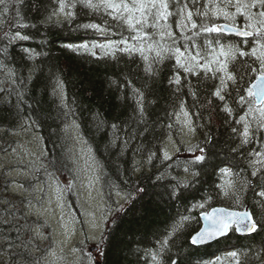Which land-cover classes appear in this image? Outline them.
Masks as SVG:
<instances>
[{
    "label": "trees",
    "instance_id": "trees-1",
    "mask_svg": "<svg viewBox=\"0 0 264 264\" xmlns=\"http://www.w3.org/2000/svg\"><path fill=\"white\" fill-rule=\"evenodd\" d=\"M14 2L10 0V3ZM18 6L22 22L29 25L21 31L30 39L9 45L6 39L0 38V50L7 47V53L0 54V64L14 73L6 79L3 68L0 70V81L4 80L0 84V131H15L22 121H32L44 139L47 168L69 176L73 172V161L65 125L70 118L76 120L102 166V187L113 207L99 242L97 257L100 264H153L150 254L160 249L159 242L166 238L170 244L162 253L163 264H168V257L177 264H236L237 260L240 264H264V202L258 195L264 179L259 174L251 175L254 169L250 163L254 159L251 152L260 148L261 140L258 134L252 143L242 146L241 138L232 132L233 127H241L234 123L237 114L243 115L247 111L246 108L241 111L233 102L234 86L228 89L232 95L224 102L211 94L218 80L191 77L192 91L196 94H190L187 86L177 92L175 86L168 84L173 62L166 61L158 74L149 78L143 68L138 67V57L133 63L126 54L117 53L113 59L110 52L91 48L90 44L99 38L118 39L120 35L117 32L114 37H105L77 27L89 22L103 23L108 18L102 13L77 5L73 9L77 15L72 23H68L65 19H47L58 6L57 0H23ZM14 15L15 9H10L9 17ZM11 22L0 25V37ZM232 38L239 39L234 35ZM85 43L89 45L87 50L79 47ZM25 48L38 55L28 59L23 51ZM232 67L230 65V69ZM234 68L243 74L244 68L240 64ZM126 80L132 81V85L125 84ZM133 87L145 93L143 124L139 123L138 113L134 111ZM180 101H184L194 119L198 132L196 142L188 150L190 156H184L186 150L182 149V158L164 160L162 149L166 139L179 128L176 111ZM225 103L233 109L232 116L223 111ZM112 124H116L117 129H113ZM129 131L135 138L125 147L120 141ZM117 137L120 147L112 145ZM198 147H204L209 157L200 182L185 191L184 199L169 198L167 192L172 184L191 179L190 174L188 179H183L181 171L186 162L199 154ZM234 148L242 154L232 151ZM151 153H156L157 158L149 166L136 169V161L141 159L149 163ZM222 168L232 169L238 187L241 181H249L239 193V203L220 193L221 186L226 184V176L220 171ZM161 172L164 178L157 181ZM6 181L0 182V209L10 214L18 211L23 218L22 226L26 228L25 224L31 225V218L25 214L26 197L11 191ZM138 187L147 188L149 195L137 198L135 189ZM116 191L127 197L122 205L116 203ZM129 194L133 199L129 200ZM204 198H208L206 209L226 204L238 209L249 207L257 221V231L246 236L232 231L229 236L208 245L191 244V235L201 227V210L192 205L204 202ZM121 206L123 210H118ZM185 216L191 219L172 234ZM19 227L14 221L0 222V264H7V257L16 259L27 255L26 251L16 247L20 241L18 235L22 233L18 231ZM233 251L238 253L235 258L229 255Z\"/></svg>",
    "mask_w": 264,
    "mask_h": 264
},
{
    "label": "snow or ice",
    "instance_id": "snow-or-ice-1",
    "mask_svg": "<svg viewBox=\"0 0 264 264\" xmlns=\"http://www.w3.org/2000/svg\"><path fill=\"white\" fill-rule=\"evenodd\" d=\"M22 4L23 0H15L14 3L0 0V17L4 18L0 20V24L12 21L3 37H0L6 39L9 45L15 41L30 39L29 35L21 31L29 27L22 22L18 6ZM57 5L47 17L49 21L62 14L68 23H72L77 15L73 9L77 5L91 9L94 13H102L108 18L103 23L89 22L78 24L77 27L92 30L105 37H114L117 32L120 35L118 39L93 43L91 48L108 50L113 59L117 53L126 54L133 63L137 62L135 58L138 57V67H142L149 78H154L166 61L173 62L168 84L175 86L177 92L187 86L190 94H196L192 91L189 80L191 77L218 80L219 83L214 86L211 94L224 102L232 95L228 89L234 86L236 95L233 102L241 111L245 108L247 111L243 115L237 114L238 119L234 123L241 127H233L232 132L241 138L242 146L252 143L259 134L260 148L251 152L254 157L250 160L254 169L251 175L259 174L264 179V0H57ZM10 9H15L12 17H9ZM125 32L128 33L127 36L124 35ZM233 35L239 39L233 40ZM79 47L87 50L89 45L85 43ZM23 51L28 59L38 55L29 48ZM6 53L7 47L0 50V54ZM92 55L95 56L96 53L93 51ZM237 63L244 68L243 74L235 71L234 66ZM230 65L233 66L231 69ZM3 67L6 66L0 64V68ZM9 73L14 74L10 69ZM241 81H244V86H241ZM125 84L132 85V81L126 80ZM132 92L136 102L134 111L138 113L139 123L143 124L145 93L135 87ZM179 109L185 122L191 124L190 113L186 110L184 101H180ZM223 111L227 116L233 115V109L227 103L224 104ZM180 113L176 114L178 119ZM111 127L117 129L116 124ZM190 131H195V128L190 127ZM134 138L129 131L120 143L127 147ZM118 140L119 137L114 139L112 145L120 147ZM198 151L199 154L194 155L183 168L185 173L190 174L191 179L186 182L176 181L175 184L169 181L172 184L171 190L167 192L169 198L184 199L185 191L200 182L199 178L209 157L204 147H198ZM232 151L242 154L241 150L235 148ZM154 158H157L156 153L149 154L148 162L151 163ZM164 159L171 160L172 157L165 153ZM220 171L224 176L236 175L230 168H222ZM163 178L164 173L161 172L157 181ZM248 183L247 180L241 181L238 187L235 182L228 180L221 186L220 193L239 203V193L244 191V186ZM135 192L140 199L149 195V190L145 187H138ZM258 195L264 202V185ZM131 199L133 197L129 194V200ZM207 199L192 205L193 208L201 210L205 225L191 235V244L200 245L226 237L232 231L248 234L257 231V221L249 211L237 212L224 208H211L208 211L205 207ZM118 210H123L122 206ZM189 219L191 217H182L172 234ZM159 243L160 249L150 254L153 264H163L162 253L169 246L170 240L166 238ZM229 255L235 258L238 253L233 251ZM168 264H177V261L168 257ZM236 264H240L239 260Z\"/></svg>",
    "mask_w": 264,
    "mask_h": 264
},
{
    "label": "rangeland",
    "instance_id": "rangeland-1",
    "mask_svg": "<svg viewBox=\"0 0 264 264\" xmlns=\"http://www.w3.org/2000/svg\"><path fill=\"white\" fill-rule=\"evenodd\" d=\"M57 19L61 18L58 16ZM105 41L99 38L95 43ZM93 50H98V47ZM2 74L6 79L12 76L5 67ZM26 122L22 121L15 131H0V182L7 180L11 191L26 196L25 214L31 218V225L25 224V228L18 211L10 214L0 209V222L14 221L20 225L18 231L22 233L18 235L20 241L16 247L27 252L23 258L7 257L6 263L95 264L97 254L91 251V247L99 245L113 212L102 187V166L77 124L74 130L68 126L65 128L73 161L72 174L45 172L47 149L43 136L35 123L30 120ZM190 127L195 128L192 123H181L173 140H169L164 147V152H172L174 141L178 147L183 142L184 147L190 144L185 147L187 156H190L188 150L197 135L196 128L190 131ZM143 165L149 166L150 163L141 159L136 161V169ZM181 174L183 179H188L183 170ZM228 180L237 184L234 175L226 176L225 182ZM115 197L118 205L127 199L121 191L115 192Z\"/></svg>",
    "mask_w": 264,
    "mask_h": 264
},
{
    "label": "water",
    "instance_id": "water-1",
    "mask_svg": "<svg viewBox=\"0 0 264 264\" xmlns=\"http://www.w3.org/2000/svg\"><path fill=\"white\" fill-rule=\"evenodd\" d=\"M212 208H224V209H227V210H229V211H237V212H244V211H249L251 214H252V216H253V219L255 220V218H254V215H253V213L251 212V210L248 208V207H246V209H244V210H242V209H234V208H229V207H226V206H224V205H218V206H215V207H212ZM208 211H211V208L208 210ZM200 220H201V222H202V225H201V228L202 227H204V225H205V221H204V219H203V217H202V215L200 214ZM200 228V229H201ZM199 229V230H200ZM198 230V231H199ZM237 232V231H236ZM231 233V232H230ZM229 233V234H230ZM239 235H242V236H246L248 233H242V232H237ZM195 234V233H194ZM193 234V235H194ZM229 234L227 235V236H229ZM226 236V237H227ZM222 238H225V237H222ZM222 238H219V239H213V240H210V241H208V242H206V243H203V244H200V245H195V246H204V245H208V244H211V243H214V242H216V241H218V240H220V239H222ZM98 247H92L91 248V251H95L96 249H97ZM98 262V264H100V261H97ZM97 262H96V264H97Z\"/></svg>",
    "mask_w": 264,
    "mask_h": 264
},
{
    "label": "bare ground",
    "instance_id": "bare-ground-1",
    "mask_svg": "<svg viewBox=\"0 0 264 264\" xmlns=\"http://www.w3.org/2000/svg\"><path fill=\"white\" fill-rule=\"evenodd\" d=\"M178 177V176H177ZM57 233V232H56Z\"/></svg>",
    "mask_w": 264,
    "mask_h": 264
}]
</instances>
